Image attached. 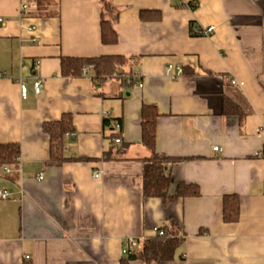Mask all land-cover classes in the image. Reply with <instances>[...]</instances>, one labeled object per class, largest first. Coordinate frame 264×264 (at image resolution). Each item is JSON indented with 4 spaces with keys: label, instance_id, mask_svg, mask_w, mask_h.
Listing matches in <instances>:
<instances>
[{
    "label": "crops",
    "instance_id": "1",
    "mask_svg": "<svg viewBox=\"0 0 264 264\" xmlns=\"http://www.w3.org/2000/svg\"><path fill=\"white\" fill-rule=\"evenodd\" d=\"M111 2L120 10L115 44L101 39L102 0H0V143L21 147L16 165L0 166V191L10 193L0 200V264H124L128 239L137 248L172 218L184 242L174 259L149 264H264V0H182L195 9L178 0ZM143 10L160 17L142 19ZM209 26L210 34H192ZM100 55L126 56L125 70L143 85L97 80L92 69L62 75L63 56ZM225 98L243 118L224 112ZM143 103L160 114L156 150L180 158L166 164L169 192L185 181L199 195L168 205L144 196ZM64 114L75 133L65 135L68 159L54 165L43 124ZM108 116L122 117L120 142L109 137ZM115 144H127L126 158L103 159ZM232 193L240 218L228 223L223 197Z\"/></svg>",
    "mask_w": 264,
    "mask_h": 264
},
{
    "label": "trees",
    "instance_id": "2",
    "mask_svg": "<svg viewBox=\"0 0 264 264\" xmlns=\"http://www.w3.org/2000/svg\"><path fill=\"white\" fill-rule=\"evenodd\" d=\"M39 7L52 0H33ZM176 5L188 6L195 9L194 2L184 3L182 0ZM103 10L101 15V39L104 44H115L119 35L115 23L119 19L120 10L113 5L111 0H102ZM142 19L148 17L159 18L160 12L156 10L141 11ZM192 29H193V22ZM264 28V26H263ZM194 35H203V32H193ZM264 46V36H263ZM264 52V47H263ZM127 57L123 55H100L92 57L63 56L61 58L62 75L68 77H79L83 75V68L89 66L95 72V79L103 80L114 78L117 70L121 69L123 74L119 76L123 85L126 84L125 70ZM224 112L226 114H240L243 118L245 112L240 105L233 103L230 99H224ZM159 112L155 104L143 103L141 108L142 143L149 151V156L143 160V193L145 197L162 198L165 205H168L179 198L196 196L200 194L199 186L195 183L180 181L176 191L169 192L171 175L167 172L166 164L169 161H177L180 158L166 156L156 150L157 119ZM104 126L110 128V138L121 134L122 117H105ZM118 129L117 132L114 130ZM43 130L50 137V164L60 165L68 158L64 155L66 133H75L72 116L64 114L60 120L47 121L43 124ZM127 144H115L104 152L105 160L125 159ZM21 153L18 143H0V166L16 165ZM240 218V195L237 193L226 194L223 197V220L228 223L236 222ZM163 234L155 233L142 241L137 248L123 258L124 264L131 259H140L146 263H159L174 259L179 246L184 242V231L177 218H172L163 226L159 227Z\"/></svg>",
    "mask_w": 264,
    "mask_h": 264
},
{
    "label": "built area",
    "instance_id": "3",
    "mask_svg": "<svg viewBox=\"0 0 264 264\" xmlns=\"http://www.w3.org/2000/svg\"><path fill=\"white\" fill-rule=\"evenodd\" d=\"M29 9V6L27 3H23L21 5V8H20V12L21 13H25L27 10ZM4 21V18L0 17V22H3ZM215 30V27L214 26H209L208 28H206L205 30H199L198 32H203L205 34H210L212 33L213 31ZM91 70V68L89 66H85L83 68V74L85 75H88L89 74V71ZM168 70L172 73V75L174 77H176L177 75H180L182 74L183 72V68L181 66H174L173 64H170L168 66ZM123 74V71L121 69L117 70L116 73H115V76L116 77H119L120 75ZM235 82V81H233ZM126 84L128 85H135V84H138L139 86H142V81H141V78H140V74L135 71L134 69L133 70H130L128 72V74L126 75ZM41 87H42V82L40 79H36L35 82H34V88H35V92L39 93L41 91ZM20 92H21V96L23 98H26L27 95H28V86L26 84L25 81H20ZM120 138H115V142H120ZM214 150H219V147L218 146H215L214 147ZM262 154H264V148L262 150V152H260ZM99 174H96V176H98ZM39 178H42L43 177V173H40ZM10 197V193L7 189H4V190H1L0 191V200H4V199H8ZM155 231L156 233L162 235L164 232L161 228L159 227H156L155 228ZM138 245V241L136 239H133V238H130L126 241L125 245H124V248H123V253L124 254H130L132 252V250ZM27 258L29 256H26Z\"/></svg>",
    "mask_w": 264,
    "mask_h": 264
}]
</instances>
